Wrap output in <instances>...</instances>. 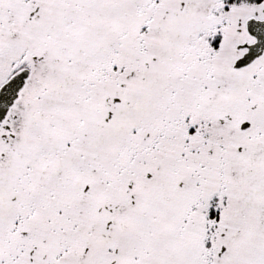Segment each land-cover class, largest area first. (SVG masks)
I'll list each match as a JSON object with an SVG mask.
<instances>
[{"label": "snow or ice", "instance_id": "1", "mask_svg": "<svg viewBox=\"0 0 264 264\" xmlns=\"http://www.w3.org/2000/svg\"><path fill=\"white\" fill-rule=\"evenodd\" d=\"M0 264H264V0H0Z\"/></svg>", "mask_w": 264, "mask_h": 264}]
</instances>
